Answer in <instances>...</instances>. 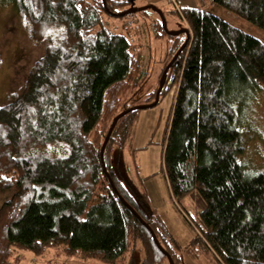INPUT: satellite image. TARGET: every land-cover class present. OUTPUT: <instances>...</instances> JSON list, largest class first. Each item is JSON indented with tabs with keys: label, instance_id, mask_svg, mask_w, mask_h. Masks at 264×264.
<instances>
[{
	"label": "trees",
	"instance_id": "obj_1",
	"mask_svg": "<svg viewBox=\"0 0 264 264\" xmlns=\"http://www.w3.org/2000/svg\"><path fill=\"white\" fill-rule=\"evenodd\" d=\"M213 1L264 29V0ZM9 2L45 49L22 92L0 105V191L16 189L0 206V264H10L14 247L42 254L56 246L125 264L138 242L140 264L181 263L157 210L144 208L148 194L137 198L115 168L138 110L174 84L163 172L177 202L197 191L206 203L203 236L193 243L203 237L223 264H264V171L249 175L239 161L245 143L237 95L264 89V41L206 9L183 7L186 38L164 20L154 24L169 48L157 84L138 101L131 94L146 78L144 55L107 18L150 6Z\"/></svg>",
	"mask_w": 264,
	"mask_h": 264
},
{
	"label": "rangeland",
	"instance_id": "obj_2",
	"mask_svg": "<svg viewBox=\"0 0 264 264\" xmlns=\"http://www.w3.org/2000/svg\"><path fill=\"white\" fill-rule=\"evenodd\" d=\"M131 10L150 6L146 12L111 16L107 22L120 32L126 31L132 49L141 50L147 69L146 78L131 94L138 101L148 89L154 87L165 65L169 37L157 35L155 23L164 20L172 32H181L187 37L190 26L181 13L183 7L206 9L232 25L264 41V29L239 17L213 0H130ZM127 27V28H126ZM54 29L51 35L57 34ZM125 33V32H124ZM125 33L127 36L128 34ZM45 41L32 38L31 30L21 23L9 0H0V105L10 102L22 92L27 74L34 62L44 53ZM165 59V61H164ZM177 86L164 91L156 104L137 112L126 143L116 150L115 168L119 175L133 184L137 198L145 191L149 198L145 209L157 210L170 236H172L180 264H223L204 243L203 237L193 243L202 232L200 212L206 206L203 197L193 191L179 199L174 198L163 172V151L168 125L172 117ZM240 96L241 113L239 125L243 134L245 150L239 156L244 170L249 175L264 171V89L252 95ZM52 151H62V145H51ZM15 188L0 191V206L15 192ZM143 198L141 199V201ZM147 212V210H146ZM144 257L143 247L138 242L128 255L125 264H140ZM10 264H109L90 257L69 256L63 246L50 247L42 254L29 249L13 248Z\"/></svg>",
	"mask_w": 264,
	"mask_h": 264
},
{
	"label": "water",
	"instance_id": "obj_3",
	"mask_svg": "<svg viewBox=\"0 0 264 264\" xmlns=\"http://www.w3.org/2000/svg\"><path fill=\"white\" fill-rule=\"evenodd\" d=\"M107 138H108V137H107ZM169 258H170V262H171V264H174L172 258H171V257H169Z\"/></svg>",
	"mask_w": 264,
	"mask_h": 264
}]
</instances>
